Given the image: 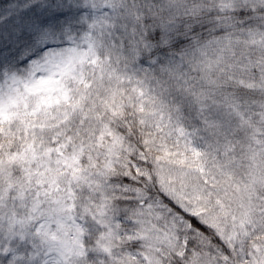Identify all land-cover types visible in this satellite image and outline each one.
Listing matches in <instances>:
<instances>
[{"label":"snow or ice","instance_id":"6c2138e0","mask_svg":"<svg viewBox=\"0 0 264 264\" xmlns=\"http://www.w3.org/2000/svg\"><path fill=\"white\" fill-rule=\"evenodd\" d=\"M0 264H264V0H0Z\"/></svg>","mask_w":264,"mask_h":264}]
</instances>
